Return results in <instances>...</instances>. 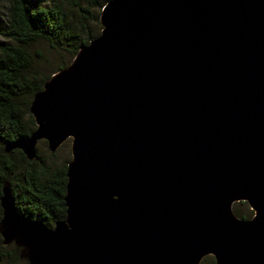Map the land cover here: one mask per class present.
<instances>
[{
  "label": "water",
  "instance_id": "1",
  "mask_svg": "<svg viewBox=\"0 0 264 264\" xmlns=\"http://www.w3.org/2000/svg\"><path fill=\"white\" fill-rule=\"evenodd\" d=\"M100 23L4 148L71 141L66 217L28 218L8 181L3 243L29 264H264V0H109Z\"/></svg>",
  "mask_w": 264,
  "mask_h": 264
},
{
  "label": "trees",
  "instance_id": "2",
  "mask_svg": "<svg viewBox=\"0 0 264 264\" xmlns=\"http://www.w3.org/2000/svg\"><path fill=\"white\" fill-rule=\"evenodd\" d=\"M108 1L85 0L84 5L81 0H0V6H5L0 21V198L9 181L19 211L48 226L66 217L67 166H55L38 151V158L29 160L20 149L10 153L4 150L7 142L35 130L30 104L51 77L36 66L30 47L46 42L74 58L100 34H95L89 24L98 22L93 10L102 9ZM66 66H59L55 72ZM5 257V248L0 246V260Z\"/></svg>",
  "mask_w": 264,
  "mask_h": 264
},
{
  "label": "rangeland",
  "instance_id": "3",
  "mask_svg": "<svg viewBox=\"0 0 264 264\" xmlns=\"http://www.w3.org/2000/svg\"><path fill=\"white\" fill-rule=\"evenodd\" d=\"M46 3H50L53 0H43ZM81 2L85 5V0H81ZM95 15L98 17V22L90 23L89 27L93 30L95 34H99L102 29V25L100 23V13L101 9L96 8L93 10ZM5 13V6H0V21L1 17ZM31 54L33 59L35 60L36 66L40 67L42 72L46 75H52L58 69L59 66L64 64L69 65L73 58L72 56L63 51L61 49H54L49 46L46 42H36L30 47ZM38 153L46 158L48 161L52 162L55 166L66 165L72 159L71 153V141L65 142L58 151L52 155V153L48 149V144L46 141H40L37 145ZM234 213L243 218L249 219L254 215V212L251 210L250 206L247 202H238L233 206ZM49 227L53 228L54 225H50ZM0 246L5 248L6 257L4 260H0V264H29L27 259L21 257L22 249L17 247L14 243L10 245H5L3 243V239L0 236ZM9 258V262L7 261ZM201 264H215V260L213 256H207Z\"/></svg>",
  "mask_w": 264,
  "mask_h": 264
}]
</instances>
